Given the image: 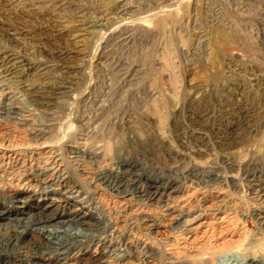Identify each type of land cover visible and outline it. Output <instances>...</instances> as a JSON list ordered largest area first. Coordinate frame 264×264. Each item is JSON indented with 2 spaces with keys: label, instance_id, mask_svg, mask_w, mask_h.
<instances>
[{
  "label": "rangeland",
  "instance_id": "1",
  "mask_svg": "<svg viewBox=\"0 0 264 264\" xmlns=\"http://www.w3.org/2000/svg\"><path fill=\"white\" fill-rule=\"evenodd\" d=\"M122 161L134 190L166 191L122 197L97 180ZM45 165L127 243L105 264H264V0H0L1 243L50 202L23 179Z\"/></svg>",
  "mask_w": 264,
  "mask_h": 264
},
{
  "label": "bare ground",
  "instance_id": "2",
  "mask_svg": "<svg viewBox=\"0 0 264 264\" xmlns=\"http://www.w3.org/2000/svg\"><path fill=\"white\" fill-rule=\"evenodd\" d=\"M17 110L18 108L15 107L16 112L13 113H17ZM82 151L88 154L84 150ZM82 151L76 150L74 152L79 157ZM94 163L99 165L102 162ZM79 164L83 165V163ZM120 166L119 170L98 167L97 180L113 192L122 195V197L127 196L130 191L142 197L152 196V199H159L162 195L161 192L166 191L163 189L165 187L155 182L153 185L150 184V188L144 189L143 187L139 188V186L134 190L128 178L130 176H138L137 169H135L136 166L130 162H123ZM63 173V171L54 166L45 165L39 169L38 173L32 172L31 175L23 177L27 182H43L46 185L44 200L46 198H50L51 200L43 206L39 203L38 211L33 215L31 214L32 216L26 219V221H18L8 227L6 240H3L2 243L0 242V250L4 248L7 250L8 264H105L115 260L124 261L128 258L126 251L127 243L124 239L117 241L115 232L106 230L102 225H95L94 227V225H91L92 223H89V220H87L89 216L87 211L88 200L85 196L84 187H81L79 184H71L63 176ZM170 191L172 192V190ZM14 202H17L15 197ZM48 208L67 210L68 218L59 220L56 218L58 217L57 213L48 214L51 211V209L47 211ZM178 217L177 224L185 223L188 232L192 234L203 233L209 227V223L202 214L189 215L181 213ZM261 219V223H264V215L261 216ZM144 220L143 224L145 228H151L156 225L153 219ZM27 234H32L28 240ZM243 264L259 263L253 257L246 258V262Z\"/></svg>",
  "mask_w": 264,
  "mask_h": 264
}]
</instances>
